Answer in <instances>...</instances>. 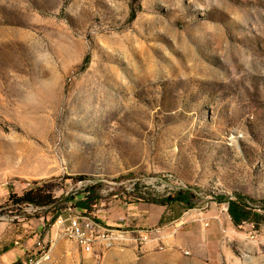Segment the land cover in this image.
Returning a JSON list of instances; mask_svg holds the SVG:
<instances>
[{
	"label": "rangeland",
	"instance_id": "374dc122",
	"mask_svg": "<svg viewBox=\"0 0 264 264\" xmlns=\"http://www.w3.org/2000/svg\"><path fill=\"white\" fill-rule=\"evenodd\" d=\"M35 185L83 194L97 219L196 197L175 203L163 224L179 230L156 245L110 232L83 253L51 227L72 201L9 195L0 249L26 246L10 264L38 236L52 252L25 264H264V219L228 211L241 194L264 214V0H0V187Z\"/></svg>",
	"mask_w": 264,
	"mask_h": 264
},
{
	"label": "built area",
	"instance_id": "2783aa9c",
	"mask_svg": "<svg viewBox=\"0 0 264 264\" xmlns=\"http://www.w3.org/2000/svg\"><path fill=\"white\" fill-rule=\"evenodd\" d=\"M28 206L35 208L32 204ZM119 219L124 221L126 218L120 216ZM205 224L209 225L208 222ZM180 225L177 221H173L168 226L157 225L142 230L124 228V233H133L137 241H146L165 235H176ZM51 227L52 229L55 228L58 236L60 234H68V240L77 242L81 251L100 253L97 252L98 240L105 239L106 233L115 232V227L117 226L103 224L95 216H80V213H74V205L71 204L54 220ZM52 249L53 241L49 242L44 237L38 236L34 245L26 251L22 263L25 264L26 260H33L34 257H39L41 254L50 253Z\"/></svg>",
	"mask_w": 264,
	"mask_h": 264
},
{
	"label": "crops",
	"instance_id": "0c3cea01",
	"mask_svg": "<svg viewBox=\"0 0 264 264\" xmlns=\"http://www.w3.org/2000/svg\"><path fill=\"white\" fill-rule=\"evenodd\" d=\"M9 195L10 190L8 187H0V203L3 199H7ZM83 197L84 195L80 194L77 198ZM174 205L175 203L170 205L150 204L147 201L140 200L139 202L131 204H118L114 207H111L107 211L104 208L98 209L96 215L98 216L99 221L106 225L128 228L131 230H142L152 226L164 225V222L170 220V217L172 218L170 211ZM122 213H124L126 216H123L124 214ZM119 214H122V216L126 217V219L124 221H120L118 216ZM170 223L171 222L165 225L168 226ZM153 242L155 241L152 240L146 242L145 244L151 243L156 245ZM129 244L134 246L136 245L134 243ZM25 248V244H22L0 249V264H10L15 262L17 257L22 256Z\"/></svg>",
	"mask_w": 264,
	"mask_h": 264
},
{
	"label": "trees",
	"instance_id": "16d2710c",
	"mask_svg": "<svg viewBox=\"0 0 264 264\" xmlns=\"http://www.w3.org/2000/svg\"><path fill=\"white\" fill-rule=\"evenodd\" d=\"M80 179H84V176H79ZM36 183V182H35ZM195 194L191 190H180L176 194H169L160 198H153V201L163 205H170L176 202L185 203L190 207H193L195 202ZM10 199L13 203L22 206L23 204H32L35 207H49L56 206L61 200L72 201L76 209H78L84 216L93 217L87 210V198H77L73 195L63 198H57L49 189L35 185L34 187L26 190L21 195L11 193ZM147 201L151 199L144 198ZM255 206H252L247 198L241 194H237L236 199L229 201L228 211L236 224H242L245 221H260L264 219V214L254 210ZM260 219V220H259Z\"/></svg>",
	"mask_w": 264,
	"mask_h": 264
},
{
	"label": "bare ground",
	"instance_id": "6f19581e",
	"mask_svg": "<svg viewBox=\"0 0 264 264\" xmlns=\"http://www.w3.org/2000/svg\"><path fill=\"white\" fill-rule=\"evenodd\" d=\"M117 230L118 231L111 233V236H109L110 244H113L117 240H126L130 238V236L127 233L123 232L124 231L123 229L117 228ZM135 241H137V238H135ZM139 242L142 243L143 241H139Z\"/></svg>",
	"mask_w": 264,
	"mask_h": 264
},
{
	"label": "water",
	"instance_id": "95a60500",
	"mask_svg": "<svg viewBox=\"0 0 264 264\" xmlns=\"http://www.w3.org/2000/svg\"><path fill=\"white\" fill-rule=\"evenodd\" d=\"M42 229H43V227L41 226V227H40V230H42Z\"/></svg>",
	"mask_w": 264,
	"mask_h": 264
}]
</instances>
